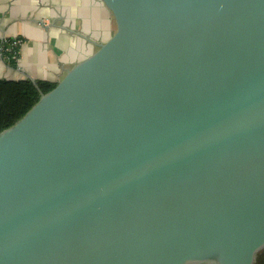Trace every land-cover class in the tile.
<instances>
[{
  "label": "water",
  "instance_id": "1",
  "mask_svg": "<svg viewBox=\"0 0 264 264\" xmlns=\"http://www.w3.org/2000/svg\"><path fill=\"white\" fill-rule=\"evenodd\" d=\"M83 1L110 37L0 132V264L259 263L264 0Z\"/></svg>",
  "mask_w": 264,
  "mask_h": 264
},
{
  "label": "crops",
  "instance_id": "2",
  "mask_svg": "<svg viewBox=\"0 0 264 264\" xmlns=\"http://www.w3.org/2000/svg\"><path fill=\"white\" fill-rule=\"evenodd\" d=\"M81 0H0V79L56 83L95 50L111 31ZM104 21V19H102ZM20 38L16 67L1 53L5 39Z\"/></svg>",
  "mask_w": 264,
  "mask_h": 264
},
{
  "label": "trees",
  "instance_id": "3",
  "mask_svg": "<svg viewBox=\"0 0 264 264\" xmlns=\"http://www.w3.org/2000/svg\"><path fill=\"white\" fill-rule=\"evenodd\" d=\"M1 43V53L11 66L16 67V61L11 59L12 51L7 50L10 39ZM22 40V39H21ZM55 86L47 81L32 82L25 80L0 79V132L19 120L40 98ZM260 259V260H259ZM264 252L259 255L257 264H264Z\"/></svg>",
  "mask_w": 264,
  "mask_h": 264
},
{
  "label": "built area",
  "instance_id": "4",
  "mask_svg": "<svg viewBox=\"0 0 264 264\" xmlns=\"http://www.w3.org/2000/svg\"><path fill=\"white\" fill-rule=\"evenodd\" d=\"M6 41L7 40L5 39L2 42H6ZM9 42H10V46L7 50L12 51V49H15V52L12 54L11 59L15 60L17 63V60L19 58L20 48H21L23 41L20 38L14 37V38H11V41Z\"/></svg>",
  "mask_w": 264,
  "mask_h": 264
},
{
  "label": "flooded vegetation",
  "instance_id": "5",
  "mask_svg": "<svg viewBox=\"0 0 264 264\" xmlns=\"http://www.w3.org/2000/svg\"><path fill=\"white\" fill-rule=\"evenodd\" d=\"M264 262V261H263Z\"/></svg>",
  "mask_w": 264,
  "mask_h": 264
}]
</instances>
